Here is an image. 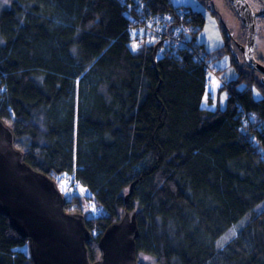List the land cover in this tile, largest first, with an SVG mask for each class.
I'll return each mask as SVG.
<instances>
[{
  "label": "trees",
  "instance_id": "trees-1",
  "mask_svg": "<svg viewBox=\"0 0 264 264\" xmlns=\"http://www.w3.org/2000/svg\"><path fill=\"white\" fill-rule=\"evenodd\" d=\"M145 1L146 11L179 7ZM190 10L196 36L204 19ZM147 36L131 40L118 0H0V119L34 170L81 181L88 194L66 198V211L83 214L85 198L102 207L96 219L84 216L96 228L90 261L126 208L137 210V257L153 264H264V209L254 211L264 159L239 132L237 109L261 123L264 91L237 71L221 87L226 107L204 108L201 67L164 55L154 68ZM0 264H34L3 215Z\"/></svg>",
  "mask_w": 264,
  "mask_h": 264
},
{
  "label": "water",
  "instance_id": "water-1",
  "mask_svg": "<svg viewBox=\"0 0 264 264\" xmlns=\"http://www.w3.org/2000/svg\"><path fill=\"white\" fill-rule=\"evenodd\" d=\"M241 19L246 39L240 46L243 61L264 74V65L254 57L255 18L264 9L254 11L247 0H228ZM151 47L150 61L155 68L156 50ZM14 133L0 119V215L28 243L34 264H140L136 254L139 231L137 210L124 208L98 239L99 257L90 261L86 244L93 236L84 215L65 210L66 198L54 179L24 162L14 145Z\"/></svg>",
  "mask_w": 264,
  "mask_h": 264
},
{
  "label": "built area",
  "instance_id": "built-area-1",
  "mask_svg": "<svg viewBox=\"0 0 264 264\" xmlns=\"http://www.w3.org/2000/svg\"><path fill=\"white\" fill-rule=\"evenodd\" d=\"M119 2L128 18V31L134 43L139 44L138 37L145 32L149 40H155L154 44L160 43L156 50V57L168 55L172 59L181 61L187 56L204 71L203 84L206 87L213 78L226 86V82L217 77V69L212 65L211 54L194 35L196 24L192 21L190 8L179 6L165 11H146L142 0H119ZM237 109L241 117L238 125L239 132L247 137L260 157L264 159V138L261 135L263 127L258 115L247 111L240 102H237ZM56 183L62 193L63 191H79L83 187L74 173L58 176ZM88 201L93 211L92 218L96 219L102 212V207L93 200L88 199ZM90 232L92 236L96 235V228L93 227Z\"/></svg>",
  "mask_w": 264,
  "mask_h": 264
},
{
  "label": "rangeland",
  "instance_id": "rangeland-1",
  "mask_svg": "<svg viewBox=\"0 0 264 264\" xmlns=\"http://www.w3.org/2000/svg\"><path fill=\"white\" fill-rule=\"evenodd\" d=\"M208 1V0H205ZM205 1L203 0H170L173 6H187L190 7L192 10L202 12L204 16V24L201 27L200 31L196 33L197 40L202 43L207 51L212 56V65L217 69V77L222 78L227 84L233 79L237 77V70L235 66L232 64L231 58L229 54L223 53L219 55V51L216 52L215 50L219 48L223 43V34L221 32L220 25L218 24L217 19L212 16L210 13H207V7L205 6ZM220 8L221 12L228 18L232 19L231 14L227 10V7L223 0H213ZM257 3V2H256ZM149 45L155 43L154 39L149 40ZM255 48L256 54L260 52H264V33H257L256 41H255ZM136 47L133 48V44L131 45V50L135 51ZM223 84L219 82L217 79L213 78L211 83L206 87V90L202 96L200 105L207 109H215L220 108L224 109L227 104V96H228V89L221 88ZM261 123L264 127V117L261 118ZM88 191L84 187H81L79 191H63V195L65 198H69L73 194H83L84 192ZM82 192V193H81ZM264 209V200L258 204L254 211L259 213ZM83 214L86 218L93 217L92 207L89 204L87 198L83 200ZM247 218H244L239 225H235L232 229L226 232L220 239L217 240L216 244L218 246H222L228 240H230L234 235L232 234L233 231L235 234L237 233L238 227L246 223ZM141 264H153V260L150 256L142 255L138 257Z\"/></svg>",
  "mask_w": 264,
  "mask_h": 264
},
{
  "label": "flooded vegetation",
  "instance_id": "flooded-vegetation-1",
  "mask_svg": "<svg viewBox=\"0 0 264 264\" xmlns=\"http://www.w3.org/2000/svg\"><path fill=\"white\" fill-rule=\"evenodd\" d=\"M204 1L205 0H203V2ZM223 1L227 7V10L232 16V19H228L221 12L219 6L213 0L205 1V6L207 7V13H210L212 16H214L217 19L220 28H222L221 32L223 34L224 43L221 46H224V48L221 51V53L229 54L232 64L235 66L236 70L241 72L243 75H250L251 77H253L261 87L262 91H264V74L255 70L251 66L247 65L242 59V52L240 50V46L244 44L246 39L245 27L241 19L238 17L236 12L232 8L230 2L228 0H223ZM247 2L254 11H261L264 9V0H247ZM197 12L204 19L202 12L198 10ZM255 24H256V34H255V41H256L257 33L258 32L264 33V14L257 16L255 18ZM254 57L259 63L264 65V52H260L256 54L255 45H254Z\"/></svg>",
  "mask_w": 264,
  "mask_h": 264
},
{
  "label": "bare ground",
  "instance_id": "bare-ground-1",
  "mask_svg": "<svg viewBox=\"0 0 264 264\" xmlns=\"http://www.w3.org/2000/svg\"><path fill=\"white\" fill-rule=\"evenodd\" d=\"M123 1H127V0H123ZM143 1V3H144V9L146 8V1L145 0H142ZM118 2H119V0H118ZM119 4H120V2H119ZM123 13H124V11H123ZM124 16L126 17V15L124 14ZM126 19H127V22H128V18L126 17Z\"/></svg>",
  "mask_w": 264,
  "mask_h": 264
},
{
  "label": "snow or ice",
  "instance_id": "snow-or-ice-1",
  "mask_svg": "<svg viewBox=\"0 0 264 264\" xmlns=\"http://www.w3.org/2000/svg\"><path fill=\"white\" fill-rule=\"evenodd\" d=\"M177 2H179V0H177ZM136 46L135 45H133V48H135ZM233 235H235V232L233 231V233H232Z\"/></svg>",
  "mask_w": 264,
  "mask_h": 264
}]
</instances>
